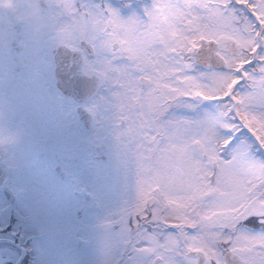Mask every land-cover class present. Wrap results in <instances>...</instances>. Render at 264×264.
<instances>
[{"label": "snow or ice", "instance_id": "1", "mask_svg": "<svg viewBox=\"0 0 264 264\" xmlns=\"http://www.w3.org/2000/svg\"><path fill=\"white\" fill-rule=\"evenodd\" d=\"M0 264H264V0L0 13Z\"/></svg>", "mask_w": 264, "mask_h": 264}, {"label": "rangeland", "instance_id": "2", "mask_svg": "<svg viewBox=\"0 0 264 264\" xmlns=\"http://www.w3.org/2000/svg\"><path fill=\"white\" fill-rule=\"evenodd\" d=\"M112 8L118 10V8L109 4L108 0H104ZM43 0H10L7 7L0 8V13H7L12 16L17 22L30 20L39 15V6L42 5ZM129 15L122 18H128ZM22 132L17 129L8 128L6 125L0 124V138H3L6 142L0 146V164H8L14 166L15 161L10 155V149L14 144L21 139ZM12 140V143H8V140ZM9 144V145H8ZM8 145V146H7Z\"/></svg>", "mask_w": 264, "mask_h": 264}, {"label": "clouds", "instance_id": "3", "mask_svg": "<svg viewBox=\"0 0 264 264\" xmlns=\"http://www.w3.org/2000/svg\"><path fill=\"white\" fill-rule=\"evenodd\" d=\"M10 3V0H0V8L7 7ZM6 141L3 138H0V146H2ZM8 143H12L13 141L10 139L7 141Z\"/></svg>", "mask_w": 264, "mask_h": 264}]
</instances>
